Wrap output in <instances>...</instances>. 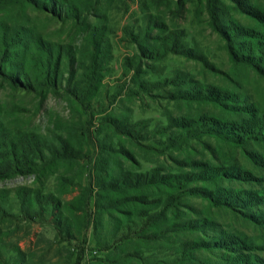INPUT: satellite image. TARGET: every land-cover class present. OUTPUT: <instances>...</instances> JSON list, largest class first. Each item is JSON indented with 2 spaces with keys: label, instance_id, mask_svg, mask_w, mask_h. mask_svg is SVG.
I'll return each mask as SVG.
<instances>
[{
  "label": "rangeland",
  "instance_id": "obj_1",
  "mask_svg": "<svg viewBox=\"0 0 264 264\" xmlns=\"http://www.w3.org/2000/svg\"><path fill=\"white\" fill-rule=\"evenodd\" d=\"M66 1L0 0V264H264V0Z\"/></svg>",
  "mask_w": 264,
  "mask_h": 264
},
{
  "label": "trees",
  "instance_id": "obj_2",
  "mask_svg": "<svg viewBox=\"0 0 264 264\" xmlns=\"http://www.w3.org/2000/svg\"><path fill=\"white\" fill-rule=\"evenodd\" d=\"M36 3L38 5L46 7L48 12L52 13L53 15L58 16L59 18H65L67 15H71L70 5H68L69 3L66 0H36ZM33 49H34V52H33V55L30 61L31 68L34 71H39L44 76V79L49 80L51 69H56L60 65L59 52L57 51L56 54L54 55L53 48L44 47L40 42H35V44L33 45ZM20 74H23L21 75L22 77H20ZM20 74L17 73L15 77L13 78L16 82V87L24 88V89L29 88L31 85L30 76L24 71L22 73L20 72ZM35 81L38 82L39 79L35 78ZM52 82L54 83L55 80L54 81L52 80ZM204 91H206L205 96L206 94L210 95L207 89L201 90L198 93H200V95L203 96L202 93H204ZM38 151L40 153L39 154L40 158L45 157V152L41 149L36 148V146H35V150L33 151L34 157L36 156V153ZM59 152L63 153V155L68 153V147L66 146L65 143H62L60 148L54 149L55 154L57 153V155H61ZM12 155H15V157L19 158L18 156H16L17 154H12ZM20 157L26 159V156L23 153L20 154ZM27 163H28V159L23 165H27ZM96 170L97 171L94 173V181H95L97 188L100 190V192L98 193H102V194L105 192L113 193L114 190L124 191L125 189L133 186L132 180L137 181L138 179L137 174H134V176H131V175L127 176L125 174H120L119 177L113 176L109 171V160L105 161V163H102L100 167L98 166ZM154 172H155L154 169H152L150 172L151 179H154L155 177ZM201 174L207 175V172H204ZM171 177L173 176H169V175L158 176L157 181L155 183H162V184L167 183L168 185H170ZM214 243L215 242L213 241V244ZM190 245L193 246V249L198 248V244H196L195 242L191 243ZM207 245H212V241L210 243L208 242Z\"/></svg>",
  "mask_w": 264,
  "mask_h": 264
}]
</instances>
